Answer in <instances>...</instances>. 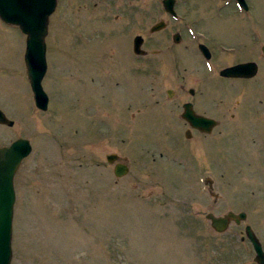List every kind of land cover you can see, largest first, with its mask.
<instances>
[{
	"label": "rangeland",
	"instance_id": "obj_1",
	"mask_svg": "<svg viewBox=\"0 0 264 264\" xmlns=\"http://www.w3.org/2000/svg\"><path fill=\"white\" fill-rule=\"evenodd\" d=\"M255 2L247 19L264 25V0ZM176 10L173 18L162 0H58L46 37V111L27 77L26 35L0 19V108L15 121L0 124V146L32 144L15 175L11 264H258L245 227L264 248V135H251L263 132L264 112L243 118L233 108L231 124L223 114L210 134L181 117L201 74L197 37L235 42L243 12L229 0H177ZM160 20L167 27L152 33ZM138 34L144 56L133 51ZM223 99L198 92L195 108L220 115L213 106ZM111 153L126 175H115ZM229 211L248 217L216 232L206 214Z\"/></svg>",
	"mask_w": 264,
	"mask_h": 264
},
{
	"label": "water",
	"instance_id": "obj_2",
	"mask_svg": "<svg viewBox=\"0 0 264 264\" xmlns=\"http://www.w3.org/2000/svg\"><path fill=\"white\" fill-rule=\"evenodd\" d=\"M58 0H0V18L7 24L18 26L27 35L25 63L27 76L34 93L37 108L46 111L49 106V96L44 90L43 79L47 73L48 64L46 58L50 16L55 11ZM242 6H246L245 0H239ZM165 9L174 17L178 14L175 10L176 0H163ZM166 27V22L161 20L151 27L152 32L160 31ZM181 40L180 34L175 35L174 41ZM144 38L136 35L133 41L134 52L137 55H144ZM202 51L209 56V50L204 45H200ZM251 64L245 63L225 69L222 74L232 76H251ZM182 117L191 125L204 133L212 132L217 125L213 118L198 114L192 103L184 105ZM14 120L7 117L0 108V124L13 126ZM187 137H191L190 130ZM32 145L29 139L20 137L9 146L0 147V264H11L13 257L12 238L14 207L16 202V190L14 179L22 161L29 156ZM110 163H115L114 173L121 177L128 173L129 166L119 162V155L111 153L107 155ZM211 220L213 228L217 232H225L230 224L235 221L240 224L247 219L246 212H228L224 216H216L214 213L206 215ZM246 235L252 242L256 252L255 260L259 264H264V249L262 242L250 225L246 226Z\"/></svg>",
	"mask_w": 264,
	"mask_h": 264
},
{
	"label": "flooded vegetation",
	"instance_id": "obj_3",
	"mask_svg": "<svg viewBox=\"0 0 264 264\" xmlns=\"http://www.w3.org/2000/svg\"><path fill=\"white\" fill-rule=\"evenodd\" d=\"M229 1H234L243 12H238L242 14L241 22L243 23L241 24V29L238 30V39L233 43H229L223 38L214 35L213 32L206 33L205 31L201 34H207L209 36V41L202 39L201 37H197L198 50L201 55L200 57H202L199 60L201 74L199 77H196L195 79L193 78L194 85L187 89V92L192 99H187L182 103L183 108L186 103H192L194 109L196 110L195 106L197 100L195 101L194 97H196L198 92H223L224 99L221 101L223 106L219 107L217 104L213 106L215 113L220 115H208L207 113L198 112L196 110L197 113L206 116L208 115V117L214 118L217 121V125L214 127L213 131L224 123V115H226L225 118H227V122L224 123V126L226 124H231L229 121L233 120L236 116V112H232L233 108H237V111L239 110V116H242L243 118L244 116L242 114L251 112V109L260 113L264 112V25L256 19H247L254 13L257 4L255 0H245L246 6H242L239 0ZM200 28L201 27H198L197 29L199 30ZM201 44H205L207 46L209 56H206V54L200 50ZM97 53L99 54V51H97ZM217 56H220L218 59L222 57L226 58L227 64L220 67V64L216 61ZM225 56H233L234 59L230 60ZM98 57L99 60L97 61V66L99 67L100 65L101 71L99 68L98 69L100 72H103L102 66L104 55L101 57L99 54ZM245 63L251 64L249 70L250 73L252 72L251 76H232L222 74L225 69ZM177 64L178 69L180 70L178 61ZM164 68L166 73H169L168 71L170 69L168 68H171V66H169L168 63H165ZM177 87L181 92L185 91L184 83L179 84ZM167 93L169 95L175 94L172 89H168ZM248 93H251V99L249 100L246 97ZM236 96H238L239 99L234 100V97ZM248 96H250V94H248ZM237 121L238 118H236L235 122ZM262 128H264V122L262 124ZM251 135L255 142H258V139H261L259 138V135H264V130L262 133L254 132L251 133ZM263 137L261 139L262 141L260 144L258 143V145H260L264 150Z\"/></svg>",
	"mask_w": 264,
	"mask_h": 264
}]
</instances>
